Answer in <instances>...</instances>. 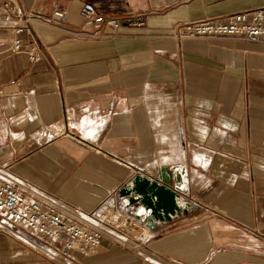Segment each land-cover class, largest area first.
<instances>
[{
  "label": "crops",
  "instance_id": "1",
  "mask_svg": "<svg viewBox=\"0 0 264 264\" xmlns=\"http://www.w3.org/2000/svg\"><path fill=\"white\" fill-rule=\"evenodd\" d=\"M6 2L42 16L64 10L72 28L83 2L143 24L92 38L33 23L21 37L39 48L35 62L27 48L9 51L10 30L0 26V86L9 91L0 98V165L85 211L134 175L156 179L164 168L174 188L180 171V202L199 210L147 213L143 224L129 221L149 232L138 249L103 236L93 251L72 252V263L264 264V42L174 35L264 0ZM243 234L253 237V257L243 255ZM0 264L56 263L0 231Z\"/></svg>",
  "mask_w": 264,
  "mask_h": 264
},
{
  "label": "built area",
  "instance_id": "2",
  "mask_svg": "<svg viewBox=\"0 0 264 264\" xmlns=\"http://www.w3.org/2000/svg\"><path fill=\"white\" fill-rule=\"evenodd\" d=\"M80 13L83 17L82 24L72 28L68 26L67 14L64 10L55 8L50 14L42 16L18 11L14 4L6 2L0 3V26L10 30L9 51L15 52L27 48L29 60L35 62L41 59L39 48L35 43L24 44L21 37L24 32L32 36L33 23L52 26L70 35L92 38L116 35L123 27H140L143 24L139 16L131 15L120 19L100 14L90 2H83ZM174 35L179 40L194 37H231L264 42V5L234 12L224 20L205 19L181 24L175 28ZM13 84L19 86V81H14ZM8 93L9 91L0 86V98ZM172 189L181 192L177 185ZM110 196L103 203L107 202L111 207H117L112 199L108 201ZM133 204H127L122 200L121 206L127 208ZM131 208L133 213L134 207ZM134 216L143 224L141 217L135 214ZM104 224L105 222L95 215V210L85 211L75 207L15 177L6 165H0V231L12 235L51 262L73 264L72 252H91L98 247L103 236L113 237V233L106 230ZM135 241L133 247L138 249L141 240ZM139 251L142 252L140 249ZM149 259L155 264H187L176 259L153 256H149Z\"/></svg>",
  "mask_w": 264,
  "mask_h": 264
},
{
  "label": "bare ground",
  "instance_id": "3",
  "mask_svg": "<svg viewBox=\"0 0 264 264\" xmlns=\"http://www.w3.org/2000/svg\"><path fill=\"white\" fill-rule=\"evenodd\" d=\"M174 178L176 180V185L180 188L182 185L180 171H175ZM141 183H143V176H133L128 183L121 186L119 191V194L125 197L124 200L127 204L134 203L131 207H134L133 212L137 217H144L147 213L154 216L153 212L155 213V211L164 216L166 214L178 213L184 208L191 207L187 202L184 204L180 202L183 197L182 194L168 191L166 188H159L158 186H155L151 180L145 185L146 191L144 193L136 192V186ZM105 205L107 204L104 203V205H101L95 210V215L101 219H104L105 214L108 216V214L111 213L108 208H104L101 212H98L102 207H105ZM105 210L106 213L103 212ZM114 212L116 213L118 211H113V214ZM106 228H108V226ZM108 229L111 230L110 227Z\"/></svg>",
  "mask_w": 264,
  "mask_h": 264
},
{
  "label": "rangeland",
  "instance_id": "4",
  "mask_svg": "<svg viewBox=\"0 0 264 264\" xmlns=\"http://www.w3.org/2000/svg\"><path fill=\"white\" fill-rule=\"evenodd\" d=\"M136 176V175H134ZM133 177V176H132ZM131 180V179H130ZM130 180L124 182L123 184H121L118 189L115 191V193L113 194H110V198L108 199L109 200H113V202L118 205L117 207H111V205H109L108 207L111 208L113 211H118V212H114L113 214V211H111L110 214H108V216H104V219H102L105 224H104V228L106 230H108L109 232L113 233V237L112 236H106L105 237H108L109 239L111 240H124L126 242H129L131 239L130 238H133L132 240H138V239H141L145 236H148L149 232H148V229L147 228H138V227H135L134 224L132 223H129V221H134V222H141L140 220L138 219H135L133 217V215H128L127 213V209H125L126 207H122L121 206V203H122V200L125 199L124 196L120 195L119 196V191H120V188L121 186H123L125 183L129 182ZM177 193H180L182 194L181 192H177ZM125 201V200H124ZM107 204V202H106ZM101 205H104L103 202H101V204H99L95 210L100 207ZM108 205V204H107ZM120 208V209H119ZM116 209V210H115ZM109 210V209H108ZM199 210L198 209H191L190 207L189 208H185V209H182L179 213H184V212H198ZM176 214V213H174ZM103 215V214H102ZM114 215V216H112ZM137 220V221H136ZM129 223V226H127ZM108 226V228L110 227V229L106 228ZM128 234V235H127ZM131 242V241H130ZM242 244H243V255L245 256H249V257H253V237L252 236H249V235H245L243 234L242 236Z\"/></svg>",
  "mask_w": 264,
  "mask_h": 264
},
{
  "label": "water",
  "instance_id": "5",
  "mask_svg": "<svg viewBox=\"0 0 264 264\" xmlns=\"http://www.w3.org/2000/svg\"><path fill=\"white\" fill-rule=\"evenodd\" d=\"M169 170H165L164 168L159 170L158 176L156 179L152 178V179H148L146 177H143V183L139 184L138 186H136V192L139 193H144L146 191V184L149 180H151L155 186H158L159 188H166L168 191H174L171 187H169L167 184H169L170 180H169ZM140 176V175H139ZM140 199V198H139ZM142 199V198H141ZM142 202V201H141ZM154 216L160 217V218H164V217H168L169 214L166 215H161L153 212Z\"/></svg>",
  "mask_w": 264,
  "mask_h": 264
}]
</instances>
